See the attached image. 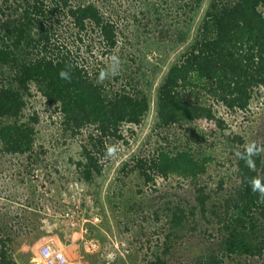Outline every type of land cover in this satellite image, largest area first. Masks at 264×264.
<instances>
[{
  "label": "rangeland",
  "instance_id": "374dc122",
  "mask_svg": "<svg viewBox=\"0 0 264 264\" xmlns=\"http://www.w3.org/2000/svg\"><path fill=\"white\" fill-rule=\"evenodd\" d=\"M71 1L76 6L92 3L105 19L114 22L118 48L104 55L99 45H91L90 37L93 36V42L98 41L97 34L91 30L84 42L74 41L77 31L67 23L60 29V39L74 53L78 51L80 63L90 72L101 73L103 67H108L110 58L118 56L119 72L104 80L108 90L117 91L131 83L149 96L151 110L141 126H121L124 139H108V147L115 151L109 157H100L102 173H95L87 180L83 174L87 163L84 151L97 150L90 142V135L96 134L94 128H84L76 135L64 130L63 116L32 85L29 88L32 95L27 96L18 120L32 124L31 117L37 111L43 122L40 128L36 127L33 152L8 156L0 144V224L10 231L12 222L20 236L13 244L15 255L25 258L27 255L31 264H43L39 253L47 245L64 250L70 264H151L159 258L167 264H193L221 242L214 211L240 184L231 150L241 148V144L233 142L234 136L242 138L243 148L253 141L264 145V89L256 92L244 112H231L225 106L213 104L217 116L226 123L224 131L211 134L191 126L193 130L198 128V139L185 128L156 129L157 89L169 68L197 40L213 0ZM1 72L4 74L0 75V84L14 75L9 66ZM187 94L190 100L213 103L196 90ZM158 147L173 152L189 147L195 157L210 159L206 172L197 181L170 176L147 183L135 170V161L147 159L150 151ZM200 189L208 197L205 213L210 221L201 217L196 200ZM89 203L94 209L85 207ZM178 205L186 208L188 220L184 228L173 233L166 218L161 217L160 222L155 218L157 213L162 216ZM71 208L80 212V226L74 231L66 228L62 216L58 218L60 212ZM194 208L197 211L192 215ZM88 225L102 233L97 239L100 247L95 250L90 243L85 245L91 239ZM44 230L52 233L44 234ZM69 243L74 245L69 247ZM124 248L129 252L123 251ZM254 260V264H264V257ZM240 261L246 262L244 257Z\"/></svg>",
  "mask_w": 264,
  "mask_h": 264
},
{
  "label": "trees",
  "instance_id": "16d2710c",
  "mask_svg": "<svg viewBox=\"0 0 264 264\" xmlns=\"http://www.w3.org/2000/svg\"><path fill=\"white\" fill-rule=\"evenodd\" d=\"M0 23V75L4 74L1 69L6 66L14 71L11 80L3 79L0 84L3 152L8 156L33 152L35 130L42 126L43 120H39L37 111L31 117L32 124L19 123L18 118L27 96L32 95L29 88L35 85L47 104L63 116L64 130L76 135L84 128H94L96 134L90 135V142L97 150L85 149L87 163L83 166V174L87 180L95 173L100 175L104 169L100 157L110 156L108 139H124L120 134L121 126H141L150 113L152 102L131 83L117 91L108 90L104 81L98 83L100 73L90 72L80 63L78 51L74 53L67 42L60 39V29L64 23L71 25L77 31L74 41L79 42H84L90 30L95 32L98 41L93 42V36L90 37L91 45H99L98 49L108 55L118 48L116 24L105 19L94 4L76 6L71 0H0ZM61 70L69 72L70 81L60 78ZM129 87L133 89L127 90ZM260 89H264V0H213L197 40L169 68L157 89L156 129L185 128L198 139V128L211 134L224 131L226 123L217 116L213 104L225 106L231 112H244ZM192 90L213 103L190 100L187 92ZM191 126L198 128L194 131ZM234 137L233 142L241 144V148L231 150L240 184L214 211L220 225L221 242L214 251L197 258L193 264H254V259L264 257V203L248 185L249 177L264 179L262 157L256 158V170H249L236 155L244 149L243 140L240 136ZM194 153L189 147L175 152L158 147L150 151L147 159L137 158L134 167L147 183L170 176L197 181L206 172L210 159L195 157ZM196 200L201 217L208 220L205 213L208 197L203 189L199 190ZM85 207L94 209L90 203ZM185 209L178 205L162 216L157 213L155 219L160 222L161 217L162 220L166 218L169 231L174 233L186 226L188 212ZM196 211L192 209V215ZM67 212H60L58 218L64 219ZM3 225L0 224V264H31L27 255L26 258L15 255L13 244L20 236L12 222L10 228L6 226L10 231ZM88 231L91 239L85 245L90 243L91 246L102 233L93 226L88 227ZM47 233L52 232L44 230V234ZM71 244L68 246L74 245ZM128 255L131 258L130 253ZM241 257L245 263L240 261ZM151 264L167 262L159 258Z\"/></svg>",
  "mask_w": 264,
  "mask_h": 264
},
{
  "label": "clouds",
  "instance_id": "9594fccd",
  "mask_svg": "<svg viewBox=\"0 0 264 264\" xmlns=\"http://www.w3.org/2000/svg\"><path fill=\"white\" fill-rule=\"evenodd\" d=\"M120 63L121 62L118 56H115V55L112 56L110 58L108 67L105 70L101 71V73L99 74L97 82L103 83L105 79L115 76L119 72ZM59 76L63 80L70 81L71 79L69 72L66 70H61L59 73ZM114 151L115 149L110 147L108 149V154L112 155ZM236 155L238 156L239 159L244 161L245 166L249 170L255 171L256 170V158L264 157V145L258 144L255 141L246 143L244 145L243 151L237 152ZM248 185L251 188V191L254 194L258 195L259 201L261 203H264V179L258 176L249 177ZM93 243L97 245L96 247L98 248L100 247V243L98 240L97 242L93 241Z\"/></svg>",
  "mask_w": 264,
  "mask_h": 264
},
{
  "label": "built area",
  "instance_id": "2783aa9c",
  "mask_svg": "<svg viewBox=\"0 0 264 264\" xmlns=\"http://www.w3.org/2000/svg\"><path fill=\"white\" fill-rule=\"evenodd\" d=\"M77 210L78 208H71L70 210H67L68 212L66 211V217L64 218V221L67 224L66 228L73 231L79 229L80 226V212H77ZM81 232L83 233V229H81ZM91 246L96 248L97 245L93 243ZM39 255L43 264H70L65 251L54 245L45 246L42 248Z\"/></svg>",
  "mask_w": 264,
  "mask_h": 264
}]
</instances>
